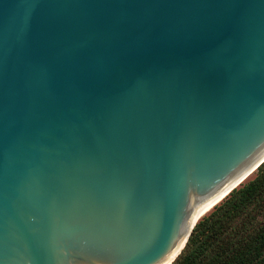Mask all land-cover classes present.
<instances>
[{
    "label": "water",
    "instance_id": "obj_1",
    "mask_svg": "<svg viewBox=\"0 0 264 264\" xmlns=\"http://www.w3.org/2000/svg\"><path fill=\"white\" fill-rule=\"evenodd\" d=\"M263 164L264 0H0V264H173Z\"/></svg>",
    "mask_w": 264,
    "mask_h": 264
},
{
    "label": "trees",
    "instance_id": "obj_2",
    "mask_svg": "<svg viewBox=\"0 0 264 264\" xmlns=\"http://www.w3.org/2000/svg\"><path fill=\"white\" fill-rule=\"evenodd\" d=\"M173 264H264V164L197 223Z\"/></svg>",
    "mask_w": 264,
    "mask_h": 264
},
{
    "label": "bare ground",
    "instance_id": "obj_3",
    "mask_svg": "<svg viewBox=\"0 0 264 264\" xmlns=\"http://www.w3.org/2000/svg\"><path fill=\"white\" fill-rule=\"evenodd\" d=\"M251 179V178H249ZM220 199H215L212 202H210L205 208H203L199 213H197L198 217H203L207 213H209L212 208L219 202Z\"/></svg>",
    "mask_w": 264,
    "mask_h": 264
}]
</instances>
